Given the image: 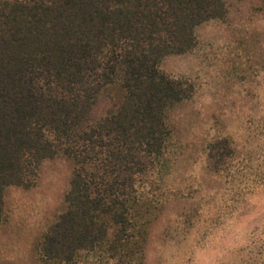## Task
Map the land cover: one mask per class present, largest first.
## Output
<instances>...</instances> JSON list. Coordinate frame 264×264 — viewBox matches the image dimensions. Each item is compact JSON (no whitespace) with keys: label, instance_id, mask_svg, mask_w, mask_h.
<instances>
[{"label":"trees","instance_id":"1","mask_svg":"<svg viewBox=\"0 0 264 264\" xmlns=\"http://www.w3.org/2000/svg\"><path fill=\"white\" fill-rule=\"evenodd\" d=\"M230 3L0 0V222L7 188L35 186L58 154L73 163L64 209L38 244L42 264H77L83 252L145 264L168 202L152 188L167 174L170 114L195 90L161 64L192 51L198 28ZM236 151L214 143L209 169ZM257 254L246 264H264V241Z\"/></svg>","mask_w":264,"mask_h":264},{"label":"rangeland","instance_id":"2","mask_svg":"<svg viewBox=\"0 0 264 264\" xmlns=\"http://www.w3.org/2000/svg\"><path fill=\"white\" fill-rule=\"evenodd\" d=\"M261 6V0H231L225 19L198 28L192 51L161 64L195 90L170 114L174 139L167 174L152 188L156 198L168 202L158 203L163 214L152 225L145 264H246L251 255L259 258L264 241ZM223 139L237 151L213 172L210 147ZM72 171V160L61 153L43 162L35 186L6 189L0 264H42L38 244L64 209ZM77 264L106 263L83 252Z\"/></svg>","mask_w":264,"mask_h":264}]
</instances>
